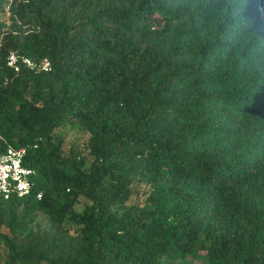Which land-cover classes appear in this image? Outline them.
Wrapping results in <instances>:
<instances>
[{"label": "trees", "instance_id": "1", "mask_svg": "<svg viewBox=\"0 0 264 264\" xmlns=\"http://www.w3.org/2000/svg\"><path fill=\"white\" fill-rule=\"evenodd\" d=\"M7 147L0 264H264V0H0Z\"/></svg>", "mask_w": 264, "mask_h": 264}, {"label": "built area", "instance_id": "2", "mask_svg": "<svg viewBox=\"0 0 264 264\" xmlns=\"http://www.w3.org/2000/svg\"><path fill=\"white\" fill-rule=\"evenodd\" d=\"M5 66L17 73L20 67L34 72H47L49 64L46 59L35 63L23 56L10 53L5 59ZM25 150L7 147L0 152V198L8 200L10 198L21 199L30 195V178L34 175L32 169L22 165ZM40 194L36 195V199Z\"/></svg>", "mask_w": 264, "mask_h": 264}, {"label": "rangeland", "instance_id": "3", "mask_svg": "<svg viewBox=\"0 0 264 264\" xmlns=\"http://www.w3.org/2000/svg\"><path fill=\"white\" fill-rule=\"evenodd\" d=\"M56 134L60 135L63 139V144L61 148L63 150H67L69 147H74L80 157H82L84 160H88L87 155H86V150L84 148V144L86 141V134L80 131L75 125H70L68 123H63L61 128H59L56 132ZM142 186L133 184L132 186V195L130 197V200L128 204H133V203H139L142 199ZM81 209V205L77 204L75 206V210L79 211Z\"/></svg>", "mask_w": 264, "mask_h": 264}]
</instances>
